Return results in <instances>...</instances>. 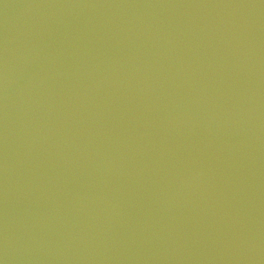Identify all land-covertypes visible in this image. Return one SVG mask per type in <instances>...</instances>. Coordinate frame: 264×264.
Instances as JSON below:
<instances>
[{
    "label": "water",
    "instance_id": "water-1",
    "mask_svg": "<svg viewBox=\"0 0 264 264\" xmlns=\"http://www.w3.org/2000/svg\"><path fill=\"white\" fill-rule=\"evenodd\" d=\"M0 264H264V0H0Z\"/></svg>",
    "mask_w": 264,
    "mask_h": 264
}]
</instances>
